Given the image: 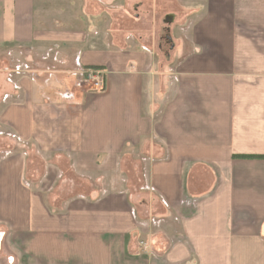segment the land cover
Segmentation results:
<instances>
[{"label":"crops","instance_id":"1","mask_svg":"<svg viewBox=\"0 0 264 264\" xmlns=\"http://www.w3.org/2000/svg\"><path fill=\"white\" fill-rule=\"evenodd\" d=\"M0 264H264V0H0Z\"/></svg>","mask_w":264,"mask_h":264},{"label":"built area","instance_id":"2","mask_svg":"<svg viewBox=\"0 0 264 264\" xmlns=\"http://www.w3.org/2000/svg\"><path fill=\"white\" fill-rule=\"evenodd\" d=\"M80 78L91 85L96 92H101L104 89V72L101 69H81L79 72ZM141 245L145 246L141 243Z\"/></svg>","mask_w":264,"mask_h":264},{"label":"rangeland","instance_id":"3","mask_svg":"<svg viewBox=\"0 0 264 264\" xmlns=\"http://www.w3.org/2000/svg\"><path fill=\"white\" fill-rule=\"evenodd\" d=\"M164 47H165V50L168 49V45L166 43H163ZM89 88H91L92 91L96 92L92 87L91 85H89Z\"/></svg>","mask_w":264,"mask_h":264}]
</instances>
